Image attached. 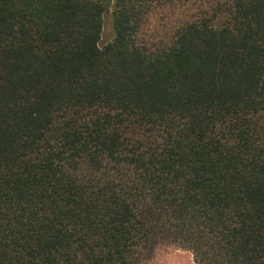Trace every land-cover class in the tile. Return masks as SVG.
<instances>
[{"label": "trees", "instance_id": "trees-1", "mask_svg": "<svg viewBox=\"0 0 264 264\" xmlns=\"http://www.w3.org/2000/svg\"><path fill=\"white\" fill-rule=\"evenodd\" d=\"M166 245L264 264V0H0V264Z\"/></svg>", "mask_w": 264, "mask_h": 264}, {"label": "rangeland", "instance_id": "rangeland-1", "mask_svg": "<svg viewBox=\"0 0 264 264\" xmlns=\"http://www.w3.org/2000/svg\"><path fill=\"white\" fill-rule=\"evenodd\" d=\"M112 11L104 15V28L100 39V45L111 41L114 37ZM150 264H197L193 254L175 245L161 246L154 254Z\"/></svg>", "mask_w": 264, "mask_h": 264}]
</instances>
